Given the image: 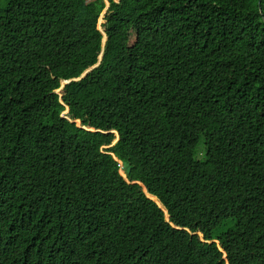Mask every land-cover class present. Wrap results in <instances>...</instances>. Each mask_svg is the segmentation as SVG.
<instances>
[{
  "label": "trees",
  "instance_id": "1",
  "mask_svg": "<svg viewBox=\"0 0 264 264\" xmlns=\"http://www.w3.org/2000/svg\"><path fill=\"white\" fill-rule=\"evenodd\" d=\"M109 2L0 0V264H264V0Z\"/></svg>",
  "mask_w": 264,
  "mask_h": 264
},
{
  "label": "water",
  "instance_id": "2",
  "mask_svg": "<svg viewBox=\"0 0 264 264\" xmlns=\"http://www.w3.org/2000/svg\"><path fill=\"white\" fill-rule=\"evenodd\" d=\"M260 2H261V0H259V4H260ZM98 24H99V21H98ZM98 30H99V28H98ZM99 32H100V30H99ZM101 33H102V35H103V39H102V54L100 55V57H99V59H98V63H97L96 65H94L93 67H91L90 69L86 70L84 73L81 74L80 77H78V78H76V79H70V80H67V81H61V83H60V88L56 91V94L60 95L61 91H62L67 85H69V84H71V83H76V82H80V81H82L83 79H85V78L87 77V75H89L93 70H95V69L100 65V62H101V60H102L103 50H104V47H105V43H106V41H107L106 34L103 33V32H101ZM67 112H68V109H66V111L64 112V114L66 115ZM67 119L69 120V122L75 124L76 127L80 128V129H84V130H87V131H89V132H94V130L91 129V128L83 127L82 124H81V122H80L79 120H72V119H70V118H67ZM111 133H113V134L117 137V139H116V141H117V140H118V134H117V132H111ZM116 141H115V142H116ZM115 142H114V143H115ZM113 158L117 161V159H116L114 156H113ZM119 165L121 166V163H120V162H119ZM120 175H121V177H122L126 182H128L124 173H122V174L120 173ZM128 183H129V182H128ZM131 184H134V185L137 184V185H139V186L143 189V192H144V194L146 195V197H147L149 200H151L152 202H154V203L158 206V208L164 212V215H165V219H166V221L169 220V215H168V212H167L165 206L160 202V200H159L157 197H155V196L149 194V192L145 189V187H144L141 183H139V182H132Z\"/></svg>",
  "mask_w": 264,
  "mask_h": 264
},
{
  "label": "rangeland",
  "instance_id": "3",
  "mask_svg": "<svg viewBox=\"0 0 264 264\" xmlns=\"http://www.w3.org/2000/svg\"><path fill=\"white\" fill-rule=\"evenodd\" d=\"M87 1H90V0H87ZM104 3H105V9L104 11L102 12L100 18H99V24H98V28L100 30V32H103L105 33V25H106V18H107V15H108V11H109V7H110V0H103ZM113 2L115 3H119L120 0H112ZM109 148L108 147H104V150H107ZM120 173H124V171L122 170V168H120ZM227 229V225H223V227L219 228L218 229V232H224L225 230Z\"/></svg>",
  "mask_w": 264,
  "mask_h": 264
}]
</instances>
